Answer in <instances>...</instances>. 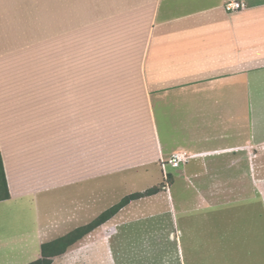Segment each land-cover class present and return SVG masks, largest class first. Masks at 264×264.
<instances>
[{
  "label": "crops",
  "instance_id": "1",
  "mask_svg": "<svg viewBox=\"0 0 264 264\" xmlns=\"http://www.w3.org/2000/svg\"><path fill=\"white\" fill-rule=\"evenodd\" d=\"M226 1L0 0V264L155 186L51 264H264V95L241 117L234 85L264 67V0Z\"/></svg>",
  "mask_w": 264,
  "mask_h": 264
},
{
  "label": "rangeland",
  "instance_id": "2",
  "mask_svg": "<svg viewBox=\"0 0 264 264\" xmlns=\"http://www.w3.org/2000/svg\"><path fill=\"white\" fill-rule=\"evenodd\" d=\"M237 78L234 79L235 89H237V97L240 103V116L246 115L248 112L244 109V103L247 102L249 94L253 93L255 95H264V67H238ZM251 87V88H250ZM252 89V91L250 90ZM251 91V92H250ZM250 92V93H249ZM251 98V96H250ZM257 98V97H255ZM261 131V130H260ZM180 146V145H179ZM169 169H173L171 165H169ZM153 172L157 174V179L162 178L161 169H153ZM122 176L117 173L104 174L103 176H96L94 180V185L97 190L100 188L106 187L107 194L105 196L104 201L107 202L110 200L111 202L118 201L119 197L122 196L124 191V183ZM172 176H168V181L171 180ZM144 183L138 182V186H142ZM161 187V186H160ZM121 198V197H120ZM159 205V204H158ZM157 201H152L150 198H144L143 200L135 202L131 208H135L129 213L128 221L134 222V218H136V211L140 209L156 207ZM103 232L105 235L106 232L103 231L102 225L98 227L97 233Z\"/></svg>",
  "mask_w": 264,
  "mask_h": 264
},
{
  "label": "trees",
  "instance_id": "3",
  "mask_svg": "<svg viewBox=\"0 0 264 264\" xmlns=\"http://www.w3.org/2000/svg\"><path fill=\"white\" fill-rule=\"evenodd\" d=\"M1 166L2 161L0 160ZM3 177H5L4 170H2ZM5 179V178H4ZM160 190V186L151 187L145 191L134 192L124 196L118 203L114 204L110 208L103 211L90 223L80 226L69 233L58 237L54 240L44 242L42 244V256L28 264H51L55 256L65 253L72 245L81 240L84 236L91 231L108 221L115 214L119 212L121 208L129 204L132 200L142 198L157 193ZM8 196V192H7Z\"/></svg>",
  "mask_w": 264,
  "mask_h": 264
},
{
  "label": "built area",
  "instance_id": "4",
  "mask_svg": "<svg viewBox=\"0 0 264 264\" xmlns=\"http://www.w3.org/2000/svg\"><path fill=\"white\" fill-rule=\"evenodd\" d=\"M246 7V3L243 0H228L225 3V9L230 12L240 11ZM188 155L186 152L182 151L181 148H178L170 157L168 162L173 167H178L182 163L188 160Z\"/></svg>",
  "mask_w": 264,
  "mask_h": 264
}]
</instances>
